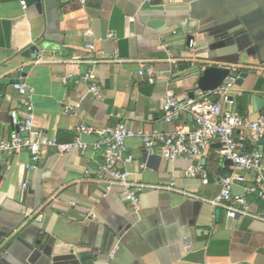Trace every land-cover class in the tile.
Wrapping results in <instances>:
<instances>
[{
	"label": "crops",
	"instance_id": "obj_1",
	"mask_svg": "<svg viewBox=\"0 0 264 264\" xmlns=\"http://www.w3.org/2000/svg\"><path fill=\"white\" fill-rule=\"evenodd\" d=\"M31 46L39 49L35 59L21 55ZM112 55L121 62H106ZM140 62L153 81L138 74ZM209 66L244 74L235 107L252 121L264 117V0H0V142L15 130L11 113L22 118L16 82L33 89L42 133L66 144L80 125L91 129L81 137L85 150L60 156L49 148L33 172L25 151L0 156V264H264V203L248 196L245 214L210 203L221 190L217 180L240 173L216 155L218 146L190 162L168 161L128 139L131 181L162 188L173 181L174 191L138 194L137 210L120 186L107 191L96 179L99 129L124 123L146 133L191 131L188 114L163 122L162 101L190 98L193 76ZM90 69L97 97L88 82L61 83ZM65 105L75 112L65 113ZM195 168L206 172L207 185L186 176ZM244 176L233 194L251 183L253 174Z\"/></svg>",
	"mask_w": 264,
	"mask_h": 264
},
{
	"label": "built area",
	"instance_id": "obj_2",
	"mask_svg": "<svg viewBox=\"0 0 264 264\" xmlns=\"http://www.w3.org/2000/svg\"><path fill=\"white\" fill-rule=\"evenodd\" d=\"M21 5L24 9L26 8L24 2ZM194 46V40H189L188 48L193 49ZM86 49L92 51L93 44H87ZM105 61L121 62L116 55L106 57ZM168 62L172 66H177V59L173 57H169ZM139 67L138 74L153 81L152 71L146 69L142 62L139 63ZM225 69L229 71V74L214 91L203 92L196 88L192 98L176 99L167 96L163 99L161 105L163 122L169 124L175 117L188 114L193 122V129L189 132L177 127L169 133H146L141 130H133L124 123L108 125L99 129L92 145L95 150L101 152L102 156V165L96 179L106 184L107 191L115 185L120 186L124 199L131 204L134 210L139 207L138 194L147 189L174 191L173 181L162 188L148 187L130 180L127 167L133 163V157L128 151L126 141L137 137L146 153L158 151L168 161L182 158L190 162L201 156L209 145L219 144L220 146L215 150L216 155L230 162L233 168L240 173L217 180L221 190L219 195L210 201L211 205L229 211H237V207H239L242 209V214H245L248 196L253 195L264 203V154L255 149L259 141L264 139V117L252 121L237 111L233 93L238 77L233 69ZM69 81L76 85L80 81L88 82V92L93 97L99 95L96 77L91 69L87 70L79 79L73 78L72 75L61 78L63 85H67ZM12 88L19 96L23 114L19 119L16 112L11 113V122L15 126V130L8 140L0 142V156L25 151L29 157L26 169L33 172L37 170L44 152L49 148L54 149L60 156L74 149L81 151L86 149L87 146L82 142L81 137L91 133V129L87 125L82 124L76 128L75 138L72 142L61 144L35 127L33 89L18 82L13 83ZM223 105L227 108L224 109ZM75 109L76 106L65 105L63 111L74 113ZM242 130H248L250 135L248 137L242 134L236 135L238 131ZM248 172L253 174V178L251 183L244 187V194H233L231 188L234 183L245 182L244 174ZM186 176H200L203 185H207L209 182L206 172L200 168L186 172ZM185 195L193 197L191 194Z\"/></svg>",
	"mask_w": 264,
	"mask_h": 264
},
{
	"label": "water",
	"instance_id": "obj_3",
	"mask_svg": "<svg viewBox=\"0 0 264 264\" xmlns=\"http://www.w3.org/2000/svg\"><path fill=\"white\" fill-rule=\"evenodd\" d=\"M189 40H191V38L188 39V41ZM38 53L39 49L36 46H31L22 51L21 55L26 57L30 56L35 59ZM228 74L229 71L225 68L209 66L193 77H197V88L203 92H208L216 90L222 84ZM244 77L245 75L241 74L237 78L235 85H240ZM192 96L193 94H190V98ZM258 144L262 147V153L264 154V139H261ZM216 146L219 147L220 145L216 144Z\"/></svg>",
	"mask_w": 264,
	"mask_h": 264
}]
</instances>
